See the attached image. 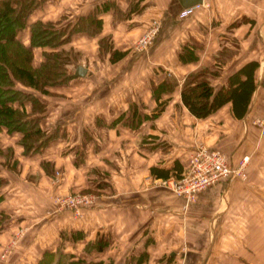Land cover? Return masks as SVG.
Returning a JSON list of instances; mask_svg holds the SVG:
<instances>
[{
    "label": "crops",
    "instance_id": "obj_1",
    "mask_svg": "<svg viewBox=\"0 0 264 264\" xmlns=\"http://www.w3.org/2000/svg\"><path fill=\"white\" fill-rule=\"evenodd\" d=\"M45 2L55 12L83 9L61 13L63 22L111 3L99 14L103 26L94 37L109 36L127 52L49 85V93L18 84L46 102L40 125L52 138L40 151L25 153L22 132L0 131L1 147L12 150L0 155V252L12 247L0 261L37 264L45 249H58L100 261L109 255L113 264H264V133L258 122L264 120V0H203L184 16L181 0ZM42 16L35 10L29 23ZM152 19L161 20L158 39L146 54H133V41ZM23 31L28 44L29 26ZM84 32L71 41L79 34L85 42ZM41 50L35 47V64L44 59ZM131 59L118 75L116 64ZM251 60L258 61L255 89L242 116L231 100L204 117L189 110L181 94L188 73L207 67L214 90L227 89L231 75ZM61 100L65 106L58 108ZM200 144L223 150L233 165L247 156L246 175L221 179L188 199L162 179L181 175ZM87 183L101 189L95 207L77 219L68 210L56 212L54 192ZM61 232L66 239L58 241ZM17 233L22 236L12 244ZM77 243L79 250L68 248Z\"/></svg>",
    "mask_w": 264,
    "mask_h": 264
},
{
    "label": "trees",
    "instance_id": "obj_2",
    "mask_svg": "<svg viewBox=\"0 0 264 264\" xmlns=\"http://www.w3.org/2000/svg\"><path fill=\"white\" fill-rule=\"evenodd\" d=\"M45 0H0V131L22 132L20 138L25 153L40 151L45 147L52 134H48L40 125L47 110L46 102L33 91L19 87L22 84L43 93H49V85L65 83L74 77L64 62L58 48L71 41L76 32L85 31L95 35L102 30L103 20L100 12L109 9V2L96 5L92 10L79 14L77 18L63 22L64 16L56 20L37 18L29 23V18ZM130 11V10H129ZM30 28V42L21 38V31ZM106 36L98 39L100 50L109 52V59L115 62L122 58L127 50H120L107 42ZM35 47H41L43 60L34 63ZM182 56V55H181ZM184 59L192 57L183 55ZM258 61L251 60L242 66L230 78L227 89L214 90L210 81L212 72L204 67L185 76L181 94L184 103L196 116L204 117L216 110L228 100L232 101L235 114L242 116L247 109L255 89L254 70ZM244 72L246 78L241 79ZM30 102V109L25 106ZM0 145V155L12 154ZM158 176H168L166 169L153 167ZM177 176L180 172L176 173ZM0 178V185H1ZM100 247L102 245L100 244ZM82 257L63 253L61 250L45 249L37 264H95Z\"/></svg>",
    "mask_w": 264,
    "mask_h": 264
},
{
    "label": "rangeland",
    "instance_id": "obj_3",
    "mask_svg": "<svg viewBox=\"0 0 264 264\" xmlns=\"http://www.w3.org/2000/svg\"><path fill=\"white\" fill-rule=\"evenodd\" d=\"M130 7H133V6H130ZM67 10L72 11L75 14V13L80 12L83 9H79L78 7H75V8L73 7L71 9L59 8L55 12V9H47V2H45L43 6H40L39 8L36 9V14H42L43 15L42 17L44 18L43 20H47V19L56 20L57 18L60 17L59 15L61 13L69 12ZM84 10L88 11V10H90V8H87ZM53 12H55V13H53ZM71 18H72L71 20H74L75 17H71ZM30 20L31 19H29V21ZM153 20L154 19H152L151 22L146 26L145 30L142 31V33L139 35V37L135 41H133V44L130 47V49L132 48L131 50L134 51L133 54H139V55L146 54V52L149 51L150 47L153 46L155 44L156 40L158 39L157 34L160 30L161 20L156 19V22ZM151 27L154 29L153 30L154 33L152 31V33L150 35V33L148 31H151V29H152ZM23 32L24 31L22 30V33ZM84 34H87V33L84 32ZM88 35L89 36H87V40L84 39L85 42H83L82 40H80L81 36L79 34H76L77 37L75 36L76 38L74 41H71V42L69 41L66 44H64L63 46L61 45L58 48H56L60 52L61 61L66 64V66L70 69L69 70L70 72H73L75 67L79 64H81V65L83 64L85 66H89L92 69H94L96 67L101 66L104 63H111V61H110V59H109V57L105 51L106 49L100 50V47L97 49V41L98 40L95 39V37H94L95 35H91V34H88ZM106 38H108L107 42H109L110 44H113L111 37L106 36ZM94 46H95V49H94ZM37 54L38 55L40 54L39 49H38ZM139 55L133 57L134 61L140 58ZM133 59L129 60V62H127V63L122 61L121 63L116 64L115 67H116V71L118 72V75L123 73L126 70L128 64H131L134 62V61H132ZM37 61H38V59H37ZM122 70H124V71L122 72ZM98 74H100V73H98ZM125 74H128V73H125ZM134 75L141 76V75H139V73H134ZM92 79H94V77H92ZM59 103L60 104L57 105L58 108H62L63 106H65L63 100L59 101ZM258 122L260 124H262V123H264V120L259 119ZM60 172L61 171L58 169L54 173L58 176L60 174ZM95 174H96V172H95ZM90 185H93V184L87 183L84 185V187H83V185L78 184V185H75L76 187H73L72 190L69 189V191H67V192L61 191V190L54 192L53 196H50L51 197L50 199H51V201H53V203L55 205L56 212L68 210L71 212L73 218L77 219V218H80L83 215L84 211H86L88 208L95 207L96 204L98 203L97 201H99L98 195H99V192H101V189H98L96 187H90ZM80 186H82V187H80ZM77 192L82 193V194H87L88 196L92 197L93 200H90L88 204L81 205L78 209H75L73 206H69L68 204H66L67 196L69 194L72 195V194L77 193ZM61 234L59 233V236H61V239H59L57 237L56 240H58V241L62 240L63 241L66 239L65 234L63 232H61ZM89 235H92V233L89 232ZM94 235H95V233H93V236ZM103 235L109 241L112 238L110 232H108V233L104 232ZM21 236H22V234L18 235V233H17L15 235V237L13 238V240L11 241V243L15 244L17 242V240L21 238ZM68 248L79 250L78 243H77V246L75 245V247H72V248L68 246ZM11 250H12V247L4 248L2 250V252H0V259H6L7 255L11 252ZM107 254L108 253L106 252L105 255H107ZM92 255L93 254H91L88 257V259H86V260L91 261V262H96L95 264H113L111 256H109V255L107 257H105L104 261L96 260L92 257ZM132 262H134V259L132 260ZM0 264H8V260L7 261L1 260ZM126 264H133V263L128 262ZM134 264H136V263L134 262Z\"/></svg>",
    "mask_w": 264,
    "mask_h": 264
},
{
    "label": "built area",
    "instance_id": "obj_4",
    "mask_svg": "<svg viewBox=\"0 0 264 264\" xmlns=\"http://www.w3.org/2000/svg\"><path fill=\"white\" fill-rule=\"evenodd\" d=\"M192 7H184L180 15H187L192 10ZM153 21L156 22V19ZM153 30L152 28L151 31H148L150 35ZM262 132L264 133V123H262ZM246 161L247 156L243 157L238 165H233L223 150L200 144L191 153L189 165L183 173L179 176L173 175L162 179V183L166 186L169 185L176 193L183 194L188 199H193L198 192L221 179L233 175L245 176ZM91 198L87 194L77 192L67 196L66 204L78 209L81 205L88 204L90 200H93Z\"/></svg>",
    "mask_w": 264,
    "mask_h": 264
},
{
    "label": "water",
    "instance_id": "obj_5",
    "mask_svg": "<svg viewBox=\"0 0 264 264\" xmlns=\"http://www.w3.org/2000/svg\"><path fill=\"white\" fill-rule=\"evenodd\" d=\"M184 7L194 6L203 2V0H181ZM87 72V67L84 65H77L74 71L75 76L84 75Z\"/></svg>",
    "mask_w": 264,
    "mask_h": 264
}]
</instances>
